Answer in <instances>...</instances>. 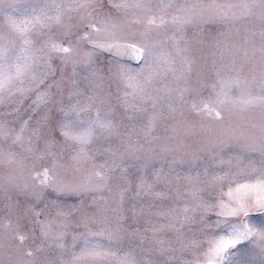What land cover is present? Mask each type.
<instances>
[{"label":"rangeland","instance_id":"1","mask_svg":"<svg viewBox=\"0 0 264 264\" xmlns=\"http://www.w3.org/2000/svg\"><path fill=\"white\" fill-rule=\"evenodd\" d=\"M0 264H264V0H0Z\"/></svg>","mask_w":264,"mask_h":264},{"label":"water","instance_id":"2","mask_svg":"<svg viewBox=\"0 0 264 264\" xmlns=\"http://www.w3.org/2000/svg\"><path fill=\"white\" fill-rule=\"evenodd\" d=\"M87 29H94V25H87ZM84 36L85 35H83V37ZM87 45L109 55L125 60H131L134 63H137L140 60L139 49L129 43L96 40L88 41ZM66 50L67 47L65 45L54 44L50 47V51L53 53H64ZM208 113L211 117H217V113L212 109L208 110Z\"/></svg>","mask_w":264,"mask_h":264},{"label":"bare ground","instance_id":"3","mask_svg":"<svg viewBox=\"0 0 264 264\" xmlns=\"http://www.w3.org/2000/svg\"><path fill=\"white\" fill-rule=\"evenodd\" d=\"M143 63V60L141 61L140 65Z\"/></svg>","mask_w":264,"mask_h":264}]
</instances>
